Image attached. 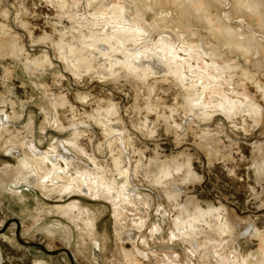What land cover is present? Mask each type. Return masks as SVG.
<instances>
[{
  "label": "rangeland",
  "instance_id": "obj_1",
  "mask_svg": "<svg viewBox=\"0 0 264 264\" xmlns=\"http://www.w3.org/2000/svg\"><path fill=\"white\" fill-rule=\"evenodd\" d=\"M65 1L0 0V28L16 39L11 50L0 46V174H16L24 159L35 169L0 188V264H264V36L259 55L232 52L210 31L198 0L187 3L193 11L176 0H153L147 19L140 18L146 34L138 47L167 38L180 60L190 59L186 36L222 50L223 70L212 69L219 92L207 89L198 101L206 117L203 108L190 110L185 86L161 69L147 80L124 67L108 76L73 73L57 47L62 32L98 26L87 0ZM113 1L138 18L131 0ZM220 1L212 14L234 11ZM162 14L170 20L164 26L148 25ZM232 16L236 28L240 19L254 27L263 19ZM205 59L190 61L212 62ZM222 92L261 109L229 114L216 105ZM109 104L115 115L98 120ZM156 162L171 164V173ZM149 169L159 171V182ZM83 174L91 179L79 183ZM111 180L116 188L106 195L100 186ZM216 210L228 232L216 228ZM203 214L209 223L196 221L202 230H192L187 220Z\"/></svg>",
  "mask_w": 264,
  "mask_h": 264
},
{
  "label": "bare ground",
  "instance_id": "obj_2",
  "mask_svg": "<svg viewBox=\"0 0 264 264\" xmlns=\"http://www.w3.org/2000/svg\"><path fill=\"white\" fill-rule=\"evenodd\" d=\"M62 1L63 3L66 2L65 0ZM87 1H88V6L92 11L91 13L92 19L90 20L92 21L93 26H98L97 29L96 30L89 29L86 32L84 30H80L77 26H73L72 29H67L66 31L64 30L62 32L60 42L57 44L61 58L66 62V64L68 65V67H70L73 73L81 76L83 72L92 70L97 73H101L102 76H108L118 72L120 67H124L129 72L137 74L139 78L147 80L151 74V70L156 68L157 70L156 72H158V69H161L159 72L164 71L166 73L173 74L183 84V86H185L187 90L186 99L189 104L188 106L191 108L189 109L192 110L194 113L204 107V105L203 107L199 105L198 101L200 99L202 101L205 100L207 89L208 90L210 89L214 93L219 92L216 86L213 87L214 86L213 83L218 82L217 74H220L221 71L223 70V67L220 66L219 59L225 58L222 50L219 47L212 46L211 44L206 43L205 40L201 44L199 43L195 44L194 42H191L190 39L188 40L186 36H184L183 43L186 44V48H185L186 50L185 49L184 50L187 52L189 56H191V58L194 57L198 59L200 56L201 60L207 57H209L212 60L211 63L205 62V65H203L204 63H200L197 61H196L197 64H194L193 61H190L191 58L180 60L179 59L180 57L179 58L177 57L178 52L174 44L172 43V40H169L167 38H164L162 41L158 42L160 44L157 45L155 44V46L149 47L146 41H143V44L139 45L140 47L136 46L138 42H140L137 41V39L143 37L146 34L145 26L144 28L142 27L140 18H143L145 20L147 19V10L152 8L153 7L152 4L155 3L153 2V0H131V3L133 2L134 4L137 5V9L139 11L138 18L136 19L129 18L128 14L126 13L127 7L123 5L121 2L115 3L113 0H87ZM176 1L180 3L181 2L186 3V5L182 7L188 8L191 11L194 10L187 5V3H189L192 0H176ZM198 1L201 2L200 10L202 11V13L204 14L207 20L210 31H212L214 35H218L220 38L222 37L221 39L222 40L224 39L223 44L225 46H228L232 52L241 51L242 53H244V55H246V57L254 54L259 55L260 50L258 46L259 45L260 47L262 46V41L258 36H262V35L264 36V17L262 15L263 11H261L260 8L263 5L262 3L259 2L260 0L259 1L248 0L247 1L248 3H246L244 0L223 1L225 4L232 5L234 10L233 12H235L236 14L243 15L244 17H248V18H254V17L261 18L262 16L263 18L262 21L259 20L255 26L258 27L259 30L256 29L250 22H248L246 18L238 20L239 22L238 28L230 25L229 22L234 21L232 19L233 17L232 11L225 13L223 16H221L218 13L216 15H214V13L212 14L211 11L212 6H216L218 8L219 5L217 3H221L220 0H216L217 3L211 2L210 0H198ZM63 6L61 5V7ZM167 15L168 14H162L158 16L153 22L149 23L148 25H150V27L164 26V23H166L169 20L167 18ZM211 17L215 18V20H212ZM109 28L111 29L113 28V30L110 32ZM76 29L77 31H79L78 35L76 34L77 32ZM9 35H10V31H8L5 26H2L0 28V46L5 47L4 45L8 44L9 49L11 50L13 45H15L16 39L9 40L8 38ZM69 36L72 37L71 40H68L67 37ZM205 44L208 45L206 46ZM157 48L159 49L158 52H157ZM117 53H121V57H119ZM154 56H157V58L159 59L157 61L160 62L161 64L159 63L153 64V62L149 61L148 58L151 59V57L154 58ZM212 69H214L217 74L215 72H212ZM199 81H201V85L198 83ZM221 96L222 98L217 101L216 105L222 107L229 114L231 113V110L238 112L239 109H244L249 112H257L258 110L261 109L260 105L256 104L250 99H248L249 100L248 102H244L242 100L238 102L237 100L232 99L230 96L223 94V92L221 93ZM209 103L210 102H206L205 106L208 105ZM238 104L239 106L243 105V108H239ZM114 107H115L114 104H109V107L105 109V111L98 112L97 119L103 121L101 116L106 117V116L115 115L117 111H115L116 109L114 110ZM112 111L114 112V114L111 115L105 114L108 112L111 113ZM204 112L206 113L205 115L207 117V113L209 112L206 111L205 109ZM102 113H104V115H101ZM209 115L210 114H208V116ZM0 126L3 128L5 127L3 125ZM1 135L3 134H2V130L0 129V136ZM20 163L21 164L19 168H17L16 174L12 172V174L14 175L12 174L10 175V172L8 170H5L4 174H0V188L6 187L8 184H10L14 176L16 177L15 180H13L14 181L13 183L17 185L19 181L28 178L29 176L28 172L35 171L33 165L34 163L33 164L29 163L27 159L21 160ZM114 163L115 166L117 167L121 165L118 158L115 159ZM157 167L161 168V169L159 168L160 172L161 170H164L165 173H171L172 171L171 164L164 165L163 163L160 165L158 163ZM177 167L181 168L182 164H178L176 168ZM41 168L44 167L41 166ZM148 172L151 175V177H155L153 179H155L156 182H159L161 180V175L158 174L159 171L155 172L154 169H149ZM189 172L191 173V169H189ZM52 173L53 176L55 175L59 176V173L57 172H52ZM90 179L91 177L89 178L87 174H83L77 178V181L81 183L82 181L87 182ZM100 187H101L100 190L106 195L110 194L111 189L116 188L115 183L112 180L109 182H103V187L102 186ZM212 210L213 209H210L209 211H207V213L212 212ZM213 213L210 215H213ZM215 213H217L216 216L218 220V225L216 226V228L219 231H221V233L226 231L228 232L230 226L223 212H220V210H216ZM210 215L203 214L201 216H195V217L189 216L191 218L187 220L188 221L187 223L190 224V228L192 230H196L197 232H200L202 228L201 229L198 228L199 227L198 224L197 226L195 225L196 221L204 220L208 222L205 219V217H208ZM1 223L2 222L0 221V224ZM184 223H186V221ZM175 235L178 236L177 233H175Z\"/></svg>",
  "mask_w": 264,
  "mask_h": 264
},
{
  "label": "water",
  "instance_id": "obj_3",
  "mask_svg": "<svg viewBox=\"0 0 264 264\" xmlns=\"http://www.w3.org/2000/svg\"><path fill=\"white\" fill-rule=\"evenodd\" d=\"M17 223H18V222H17ZM17 231H18V228H16V231H15V232L17 233Z\"/></svg>",
  "mask_w": 264,
  "mask_h": 264
}]
</instances>
